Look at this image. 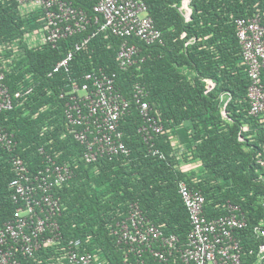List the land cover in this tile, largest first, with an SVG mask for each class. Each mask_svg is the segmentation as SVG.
Masks as SVG:
<instances>
[{
    "label": "trees",
    "instance_id": "trees-1",
    "mask_svg": "<svg viewBox=\"0 0 264 264\" xmlns=\"http://www.w3.org/2000/svg\"><path fill=\"white\" fill-rule=\"evenodd\" d=\"M65 1L84 10L90 21L53 46L40 39L47 27L41 9L0 0V72L10 92L31 88L0 112V129L14 135V154L30 172L42 169L48 157L73 171L54 189L62 207L60 243L41 248L21 264H58L63 245L73 239L81 240L80 251L95 255L96 264L135 263L137 257H125L111 232L132 203L164 236L184 242L190 221L177 189L180 180L204 195L207 218L226 215L228 203L240 207L246 219L238 235L244 245L241 264H256L264 243V172L258 163L264 133L248 113L249 80L235 20L257 13L264 27V0H189V20L179 11L182 0H142L162 41L147 44L130 37L140 48L137 57L144 59L126 70L117 58L122 39L97 30L93 6L99 0ZM70 50L67 68L52 72ZM99 69L114 75L116 89L127 98L135 85L146 89L151 114L163 126L162 133L153 135L151 149L138 131L145 122L131 106L120 120L128 154L83 159L85 145L72 138L64 106L72 85ZM207 80L214 82L210 90ZM190 159L201 163L198 173L180 169ZM15 176L9 153L0 147V223L12 219L17 208L10 187ZM141 259L144 264H184L178 253L165 262L149 252Z\"/></svg>",
    "mask_w": 264,
    "mask_h": 264
},
{
    "label": "built area",
    "instance_id": "built-area-1",
    "mask_svg": "<svg viewBox=\"0 0 264 264\" xmlns=\"http://www.w3.org/2000/svg\"><path fill=\"white\" fill-rule=\"evenodd\" d=\"M20 4L41 9L46 20L43 42L56 45L84 30L90 21L87 13L65 0H15ZM189 0H182L179 11L188 15ZM94 21L98 31H109L122 39L117 51L119 68L126 70L142 62L138 58L140 48L129 42L134 37L147 44L161 42V32L154 25L142 0H99L93 6ZM235 32L241 50V62L245 65L249 80L246 97L248 113L259 120L264 133V27L260 15L255 13L235 20ZM83 39L78 50L87 42ZM70 50L57 61L52 72L66 69L72 59ZM207 90L214 85L207 81ZM67 93L64 115L70 126L72 138L85 145L83 159L94 162L99 157L128 154L124 144L120 120L131 106L142 117L138 131L143 140L154 146L153 135L162 133L163 126L151 114L147 91L135 85L131 98L125 97L115 87L114 75L99 69L85 74L83 82L74 83ZM31 88L10 92L5 75L0 72V112L8 109L15 98L28 95ZM62 95V94H61ZM0 147L11 157L16 176L10 181L13 200L17 208L12 219L0 223V264H21L22 259L32 258L45 246L60 243L61 233L57 222L62 207L54 189L69 180L73 174L67 164H59L47 158L42 169L30 172L23 160L16 156L14 135L0 129ZM262 157L258 160L264 172V140ZM42 152V149H40ZM158 154V150L152 151ZM163 157L162 153H159ZM178 193L188 212L190 230L184 242L175 235L164 236L144 215L136 203L129 205L127 215L112 229L116 244L124 247V255L137 257L133 264H144L141 259L149 252L155 260L165 262L174 253L184 264H241L244 245L238 237L246 227V219L238 205L228 203V213L216 218H207L203 213L204 195L192 189L185 181L178 182ZM81 240L73 239L63 245V258L58 264H96L95 255L80 251ZM260 246L259 251L263 250ZM253 254V249L248 250ZM261 257V254L258 253ZM100 264V263H99Z\"/></svg>",
    "mask_w": 264,
    "mask_h": 264
},
{
    "label": "crops",
    "instance_id": "crops-1",
    "mask_svg": "<svg viewBox=\"0 0 264 264\" xmlns=\"http://www.w3.org/2000/svg\"><path fill=\"white\" fill-rule=\"evenodd\" d=\"M181 12V11H180ZM191 10H188V15H185V14H183L182 12V14L185 16V18L187 19V20H189V17H190V15H191ZM207 81H211V80H207ZM208 84V83H207ZM214 85H212V87H213ZM200 162L198 161V160H196V159H190V160H188V161H182L181 162V164L179 165V167H180V169H182L184 172H186V173H191V171H195L196 173H198L199 172V170H200ZM261 246H263L264 247V243L261 245ZM259 249H260V247H259ZM258 253H260L261 254V257H259L258 256ZM263 260H264V248H263V250L261 251H257L256 252V261H257V263L256 264H260L261 262H263Z\"/></svg>",
    "mask_w": 264,
    "mask_h": 264
}]
</instances>
